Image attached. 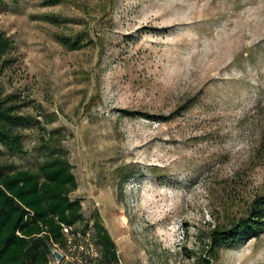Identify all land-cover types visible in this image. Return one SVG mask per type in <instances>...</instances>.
I'll return each instance as SVG.
<instances>
[{
	"label": "rangeland",
	"instance_id": "1",
	"mask_svg": "<svg viewBox=\"0 0 264 264\" xmlns=\"http://www.w3.org/2000/svg\"><path fill=\"white\" fill-rule=\"evenodd\" d=\"M3 2L0 100L34 121L0 164L59 144L119 264H204L209 233L264 196V0ZM213 264H264V234Z\"/></svg>",
	"mask_w": 264,
	"mask_h": 264
},
{
	"label": "trees",
	"instance_id": "2",
	"mask_svg": "<svg viewBox=\"0 0 264 264\" xmlns=\"http://www.w3.org/2000/svg\"><path fill=\"white\" fill-rule=\"evenodd\" d=\"M3 4L0 0V7ZM57 40L68 51L81 50L85 45L79 39L65 36H58ZM10 46L11 42L0 34L2 66L8 63ZM9 100V97L0 100V145L11 154H25L23 136L16 128L26 127L34 120L16 115L14 107L6 106ZM46 145L47 153L36 161L34 168L17 169L12 164H0V264H50V247L63 243L62 226L90 220L95 242L101 249L100 264H119L115 243L99 215L94 213L85 220L81 202L70 197L77 183L65 151L59 144L47 141ZM263 234L264 196H257L244 216L209 233L202 262L213 264L220 250L237 248Z\"/></svg>",
	"mask_w": 264,
	"mask_h": 264
},
{
	"label": "built area",
	"instance_id": "3",
	"mask_svg": "<svg viewBox=\"0 0 264 264\" xmlns=\"http://www.w3.org/2000/svg\"><path fill=\"white\" fill-rule=\"evenodd\" d=\"M61 233L62 245L53 246L63 256L60 264H100L101 249L92 234V220L84 224L62 226ZM50 264H56L53 257Z\"/></svg>",
	"mask_w": 264,
	"mask_h": 264
},
{
	"label": "water",
	"instance_id": "4",
	"mask_svg": "<svg viewBox=\"0 0 264 264\" xmlns=\"http://www.w3.org/2000/svg\"><path fill=\"white\" fill-rule=\"evenodd\" d=\"M49 251H50V255L53 257L55 263L60 264L62 259H63L62 254L53 246L50 247Z\"/></svg>",
	"mask_w": 264,
	"mask_h": 264
}]
</instances>
